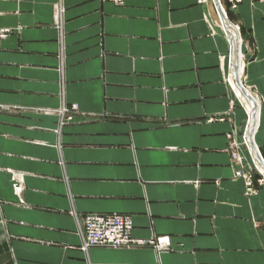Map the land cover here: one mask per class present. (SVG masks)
<instances>
[{
	"label": "crops",
	"instance_id": "0c3cea01",
	"mask_svg": "<svg viewBox=\"0 0 264 264\" xmlns=\"http://www.w3.org/2000/svg\"><path fill=\"white\" fill-rule=\"evenodd\" d=\"M227 19L264 160V0ZM229 56L211 0H0V264H264ZM88 214L134 244L83 251Z\"/></svg>",
	"mask_w": 264,
	"mask_h": 264
},
{
	"label": "built area",
	"instance_id": "2783aa9c",
	"mask_svg": "<svg viewBox=\"0 0 264 264\" xmlns=\"http://www.w3.org/2000/svg\"><path fill=\"white\" fill-rule=\"evenodd\" d=\"M207 0H204L206 2ZM212 1V0H211ZM224 2L227 3L228 8L224 7ZM244 2H249L254 4L255 2H263V0H219L221 8L227 17V12L236 11L238 6H240ZM213 4V3H212ZM214 7V5H213ZM218 24L223 31L222 24L220 22L219 16L214 7ZM238 32L236 26H233ZM224 32V31H223ZM230 88L234 92L235 96L239 100L241 106L245 109L247 114V123L249 120L248 112L244 106V103L240 99V97L235 93L234 83L231 81V77L228 78ZM256 98V97H255ZM257 99V98H256ZM67 113V110L63 109L62 114ZM250 133L244 129L242 133V141L232 142V162L235 164V175L237 178H241L245 184V194H252L254 189L252 187V176L254 174L259 177V184L261 186L264 185V170L256 159L253 156L252 149L249 145ZM247 152L249 157H245L242 154V150ZM264 161V160H263ZM132 230V222L128 216H122L117 214L112 215H102V214H88L83 217L82 220V243L81 248L83 251H87L91 248L99 247V248H123L128 247L134 244V239L131 235ZM168 245L167 239L158 240V247H165Z\"/></svg>",
	"mask_w": 264,
	"mask_h": 264
},
{
	"label": "water",
	"instance_id": "95a60500",
	"mask_svg": "<svg viewBox=\"0 0 264 264\" xmlns=\"http://www.w3.org/2000/svg\"><path fill=\"white\" fill-rule=\"evenodd\" d=\"M212 3L216 9V12L219 16L220 22H221L222 27H223V31H224V33L228 39L229 45H230V56H229V72H230V75L233 79L234 84H236V86L238 87L240 93L243 96H245V97L248 96V98H250V96H249L250 93L242 86V83H241L239 77L236 75V72H235L236 65L234 64L233 57L237 53V51L239 50V52H240V49H241V41L239 39L238 32L236 31L237 36H234L233 34H231L230 31L233 30L232 24L229 22V20L225 16V14L221 8V5L219 3V0H212ZM255 114H256V109L254 108L253 115H255ZM249 127H250V118H249L248 123L246 125V131L247 132H249ZM249 135H250L249 145L252 149L253 156L256 159V161L258 162V164L264 170V161H263L259 151L257 150V148L254 145L251 134H249Z\"/></svg>",
	"mask_w": 264,
	"mask_h": 264
},
{
	"label": "bare ground",
	"instance_id": "6f19581e",
	"mask_svg": "<svg viewBox=\"0 0 264 264\" xmlns=\"http://www.w3.org/2000/svg\"><path fill=\"white\" fill-rule=\"evenodd\" d=\"M231 34H233L234 36H237L236 30L233 29L232 31H230ZM233 61L234 64L236 65V70L235 72L237 73V68H238V75H241L240 69H241V61H242V55L239 52V50L237 51V53L234 55L233 57ZM234 90L235 93L240 97V99L242 100V102L244 103V106L248 112L249 118H250V127H249V132L251 134V136H253V133L256 129L257 123H258V115H259V102L256 98L252 97L251 95L250 98L243 96L238 87L234 86ZM249 94V93H248ZM254 108L256 109V114L253 115V110ZM263 170V168H260Z\"/></svg>",
	"mask_w": 264,
	"mask_h": 264
},
{
	"label": "trees",
	"instance_id": "16d2710c",
	"mask_svg": "<svg viewBox=\"0 0 264 264\" xmlns=\"http://www.w3.org/2000/svg\"><path fill=\"white\" fill-rule=\"evenodd\" d=\"M228 18H229V15H228Z\"/></svg>",
	"mask_w": 264,
	"mask_h": 264
}]
</instances>
